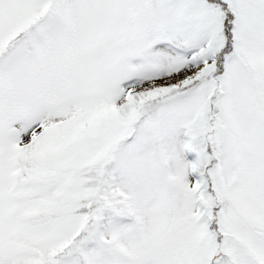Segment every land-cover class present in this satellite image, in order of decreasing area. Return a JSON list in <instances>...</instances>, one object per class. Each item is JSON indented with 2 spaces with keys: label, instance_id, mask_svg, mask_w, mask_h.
I'll list each match as a JSON object with an SVG mask.
<instances>
[{
  "label": "snow or ice",
  "instance_id": "6c2138e0",
  "mask_svg": "<svg viewBox=\"0 0 264 264\" xmlns=\"http://www.w3.org/2000/svg\"><path fill=\"white\" fill-rule=\"evenodd\" d=\"M0 264H264V0H0Z\"/></svg>",
  "mask_w": 264,
  "mask_h": 264
}]
</instances>
